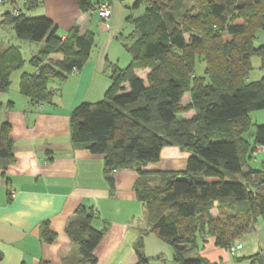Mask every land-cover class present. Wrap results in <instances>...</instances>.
<instances>
[{"label": "trees", "instance_id": "1", "mask_svg": "<svg viewBox=\"0 0 264 264\" xmlns=\"http://www.w3.org/2000/svg\"><path fill=\"white\" fill-rule=\"evenodd\" d=\"M0 1L11 6L2 12L1 27H11L18 39L44 41L29 59L35 70L21 73L18 84L32 106H42L58 93L50 81L63 80L87 61L92 34L80 35L71 28L61 37L44 14L25 13L41 7V0ZM105 1L76 0L81 12L96 11ZM193 1L194 11L186 12L179 11L178 0L134 1L131 9L142 6V12L125 18L132 25L131 43L124 45L130 60L123 68L110 67V84L101 100L81 102L71 110L70 139L73 146L104 156L110 190L115 171L138 173L134 191L145 221L169 243L178 264H216L191 256L198 237L212 236L216 246L228 248L252 231L259 217L264 228V172L248 165L251 146L264 147V123L251 125L249 119L251 112L264 110V76L248 79L252 55L261 56L264 67V45H254L256 32L264 30V0ZM197 59L205 65L204 76L194 71ZM22 62L17 46L0 45V93L7 91L11 74ZM144 69L145 78L135 73ZM185 93L190 100L182 104ZM191 110V118H178ZM9 131V124L0 122L4 167L14 161ZM168 145L188 152L185 169L154 172L160 177L153 180L143 168L158 161ZM258 178L262 188L253 190L250 181L254 185ZM95 217L93 208L81 205L66 226L81 264H95L94 249L104 236V230L92 226ZM41 237L54 238L46 222ZM135 252L136 264H146L141 237ZM249 258L264 260V253Z\"/></svg>", "mask_w": 264, "mask_h": 264}, {"label": "crops", "instance_id": "2", "mask_svg": "<svg viewBox=\"0 0 264 264\" xmlns=\"http://www.w3.org/2000/svg\"><path fill=\"white\" fill-rule=\"evenodd\" d=\"M41 1L42 6L31 12L50 19L58 35L64 37L75 28L80 35L91 33L93 44L82 68L60 80L55 88L58 93L50 102L36 107L22 93L10 95L9 89L0 93V122L6 121L10 126L14 155V161L5 167L0 161V264H81L78 248L66 233L68 222L81 205L95 210L92 226L104 230L94 249L95 264H136L135 246L140 237L147 260L152 256L148 252L151 244L162 240L154 238L156 233L149 229L143 205L136 199L134 184L140 178L138 173L129 169L115 171L114 188L110 190L103 171L104 156L73 146L69 125L70 112L77 104L104 97L110 84V67L119 63L111 52L120 43L125 18L135 0H107L111 10L108 19L100 18L95 10L81 12L76 0ZM5 10H0V19ZM10 40L0 45H13ZM36 43L26 59L44 41ZM51 58L62 60L61 55ZM135 73L140 76L138 70ZM15 79L19 83L18 75ZM192 115L191 110L190 116L183 119ZM255 122L264 123V116ZM187 157V151L168 145L161 149L158 161L146 163L143 169L156 180L154 172L184 169ZM211 213L216 215L212 210ZM44 222L54 233L51 241L41 237ZM157 250L165 260L172 252L163 244ZM191 256L216 264L219 258L230 257L223 248L215 246L212 237H207Z\"/></svg>", "mask_w": 264, "mask_h": 264}, {"label": "rangeland", "instance_id": "3", "mask_svg": "<svg viewBox=\"0 0 264 264\" xmlns=\"http://www.w3.org/2000/svg\"><path fill=\"white\" fill-rule=\"evenodd\" d=\"M21 1L22 0L19 1L20 4H22ZM178 1H179V8L178 9L180 12H186L188 9H189V11H194L195 6H194L193 0H178ZM3 9H11L10 4L8 2L1 4L0 10H3ZM95 12L97 13V10ZM141 12H142V6L138 9H130V14L133 16L139 15ZM25 13L31 17H36L35 13H33L31 11H28V12L25 11ZM125 22H126L125 28L123 29L121 38H119L120 43L118 42V44L116 45V47H115L116 50H114V53L112 54V52H111L112 57L119 60V63L116 65H118L120 67H125L130 60V56H129V54H128V52H127V50L123 44L129 45L131 43V40L128 38V34L132 30V25L130 23H128L126 20H125ZM14 36H15L14 31L10 27L0 28V43H2L3 41H6L7 39H9V40L11 39L10 41H14L13 45L16 46L15 43L17 42V45L19 47V50L21 52L22 59H23V62L20 65V67L11 74L10 84L8 86V89H9L8 93H10V95L20 94L19 89H18V84H19L18 80L15 79L16 75H18L20 77L21 73H23V72H28V73L32 72V70H31L32 66L30 65L29 60L26 59V57L28 56V54H31V51L33 50L32 47L36 46V44H37L36 42L25 41L22 39H18L17 37H14ZM185 38L188 39V34L185 35ZM241 39H243V37H241ZM235 43L239 44V45L241 44L240 40H237ZM254 45L256 47L264 45V30L261 29V30H258L256 32V38L254 41ZM118 46H120V47H118ZM204 68H205V65H204L203 61L197 59L195 66H194V71H195L196 75L204 76ZM147 71H148L147 69L138 70V74L140 76L142 75V77L145 78V74ZM263 76H264V67L262 65L261 56L254 54L250 57V69L248 71V79L251 81L260 80ZM59 82H60V80L53 79L50 82V85H52V88H57ZM189 100H190L189 93H185L182 97L181 102H182V104H185ZM259 111H261V110L254 111V112H251L249 114V119H250L251 125H252V123L256 124L255 121L259 120L261 117L264 116V113H260ZM261 112H264V111H261ZM190 114H191V111L179 113L178 118L183 119V118L190 116ZM193 114H194V111H193ZM187 119H189V118H187ZM252 146L250 149L251 150L253 149V151H252L253 157H251L250 159L248 158L249 170L253 169L256 171L264 172V150H262L261 146H255L254 148H252ZM251 150L249 152H251ZM185 166H186V162L183 164L184 169H185ZM245 169L247 170L248 168L246 167ZM153 175H156L158 177V175L156 173ZM159 177H160V175H159ZM254 178H257V177H254ZM255 180L256 181H254L255 182L254 185L250 181V184H251L253 190H255V187H257V188L263 187L264 188V182H262L263 185L261 187L259 184V183H261L259 178L255 179ZM258 181H260V182H258ZM212 211L217 214V209L213 208ZM229 211H230L229 209L226 210V212H229ZM262 225H263L262 218L259 217L256 224L253 226L252 231L248 232L247 234L240 236L239 238H237L236 241H234V245L237 243H240L239 245H242V249L236 250L235 254H233V255L228 254L230 257L219 258L218 264H260L261 261H262V263H264V260H262V259L253 260L252 258H249V256H251L257 252L264 253V228L263 227L261 228ZM153 236H155L154 238H160L156 234H154ZM144 237L146 239V236H144ZM207 237H212V236H209V235L208 236H200L197 238L198 248L195 251H198V249L201 248L202 242H206ZM161 240L162 241H159V242H161L159 244L156 242L151 244V248L148 252L152 256L147 258V264H178L175 260H173V254H172V252H170V249H171L170 245L165 240H163V239H161ZM213 240H214V238H213ZM162 244L170 252V256H168L166 260L163 257H161V255H159L160 250H157L158 248L162 247ZM230 247L231 246H229L228 248L225 247L223 249L227 252ZM241 256H246V257L241 259ZM238 257H240V259L237 260Z\"/></svg>", "mask_w": 264, "mask_h": 264}, {"label": "built area", "instance_id": "4", "mask_svg": "<svg viewBox=\"0 0 264 264\" xmlns=\"http://www.w3.org/2000/svg\"><path fill=\"white\" fill-rule=\"evenodd\" d=\"M0 4H1V1H0ZM14 12L16 13L17 10L14 9ZM97 13H98V15H99L100 18H102V19H108L110 17V14H111V10H110L109 3L107 1L100 3L99 6H98V9H97ZM75 72L76 71H74V73ZM261 148H262V150H264V147H261ZM240 248H241V245H239V244L238 245H232L228 249L227 253L229 255H233V254H235L236 250H238Z\"/></svg>", "mask_w": 264, "mask_h": 264}, {"label": "water", "instance_id": "5", "mask_svg": "<svg viewBox=\"0 0 264 264\" xmlns=\"http://www.w3.org/2000/svg\"><path fill=\"white\" fill-rule=\"evenodd\" d=\"M246 256H241V259L245 258ZM238 260V259H237Z\"/></svg>", "mask_w": 264, "mask_h": 264}]
</instances>
